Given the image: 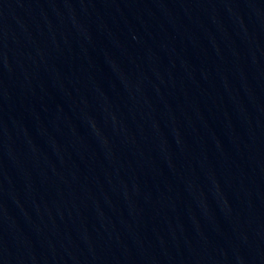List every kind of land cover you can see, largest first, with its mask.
<instances>
[{
    "label": "water",
    "instance_id": "water-1",
    "mask_svg": "<svg viewBox=\"0 0 264 264\" xmlns=\"http://www.w3.org/2000/svg\"><path fill=\"white\" fill-rule=\"evenodd\" d=\"M0 264H264V0H73L1 40Z\"/></svg>",
    "mask_w": 264,
    "mask_h": 264
}]
</instances>
